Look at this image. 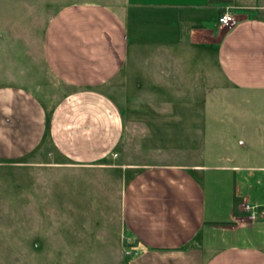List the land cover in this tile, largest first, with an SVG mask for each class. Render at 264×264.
<instances>
[{
  "label": "crops",
  "instance_id": "0c3cea01",
  "mask_svg": "<svg viewBox=\"0 0 264 264\" xmlns=\"http://www.w3.org/2000/svg\"><path fill=\"white\" fill-rule=\"evenodd\" d=\"M116 1L118 7L103 1L61 6L48 20L42 59L59 84V95L0 82V164L128 172L120 229L123 238L136 243L127 247L130 255L124 264H264L260 177L256 175L254 185L245 191H238L234 181L238 212L232 208L228 213L236 225L225 226L231 231L240 228L241 242L213 246L202 237L217 220L206 218L207 191L200 175L209 168L259 174L264 164L116 160L119 154L139 153L143 134L155 141L173 137L180 141L183 127L178 133L169 127L182 118L172 116L173 111L204 105L217 69L231 85L264 91V0ZM223 5L230 6L236 23L218 28ZM131 45L135 66L126 70ZM178 46L182 52L196 50L193 59L204 61L200 70L192 71V80L186 77L184 61L190 57L174 54ZM142 52L146 68L138 71ZM11 59L17 67L9 71L5 65L6 73L14 75L22 68L19 73L25 77V58ZM211 62L216 67L213 73ZM126 88L123 99L127 97L129 118L124 121L118 97ZM192 125L200 135V126ZM181 145L177 146L181 153L194 149ZM241 202L252 205V221H241ZM254 239L259 242H251Z\"/></svg>",
  "mask_w": 264,
  "mask_h": 264
},
{
  "label": "rangeland",
  "instance_id": "374dc122",
  "mask_svg": "<svg viewBox=\"0 0 264 264\" xmlns=\"http://www.w3.org/2000/svg\"><path fill=\"white\" fill-rule=\"evenodd\" d=\"M87 1H103L118 7L116 0H0V82L12 81L40 94L46 90L50 95H59V84L42 59L45 26L61 6ZM133 48L131 45L126 70L135 66ZM176 52L179 57L189 55L190 59L184 61L186 77L192 80V71L200 70L204 61L198 63L193 59L197 52L193 49L182 52L178 46ZM143 54L140 53L138 71L146 68ZM12 56L25 58V77L19 73L22 68L14 75L6 73L17 67L11 64ZM5 65L9 66V71ZM209 69L211 73L216 70L212 62ZM214 77L211 93H199L204 94V105L198 107L199 104L194 103L189 108L173 111L172 116L182 118L180 122L173 120L169 127L177 133L183 127L185 133L180 141L174 137L155 141L143 134V138L138 136L139 143L143 144L139 153L119 154L116 160L176 162L191 159L206 164H264V91L231 85L218 69ZM124 95L127 88L118 97L122 116L127 121L129 109L124 107L127 103ZM192 123L200 126V135L195 128L191 129ZM191 136L194 139L187 141ZM178 144L194 145V149L181 153L177 150ZM112 159L110 156L109 160ZM127 175L128 172L113 168L0 164V264H124L125 256L130 253H125L128 248L122 244L125 238L120 229V203ZM200 175L207 191L206 218L217 220L202 231L204 242L213 246L241 242V237L237 236L240 228L232 231L227 228L228 231L225 226L236 225L231 223L228 213L233 208L234 181L238 191H245L254 185L258 175L262 180L259 189L264 192V172L209 168ZM227 184L231 189L228 194Z\"/></svg>",
  "mask_w": 264,
  "mask_h": 264
},
{
  "label": "built area",
  "instance_id": "2783aa9c",
  "mask_svg": "<svg viewBox=\"0 0 264 264\" xmlns=\"http://www.w3.org/2000/svg\"><path fill=\"white\" fill-rule=\"evenodd\" d=\"M236 23V17L231 12L230 6L223 5L219 15L217 17V27L224 28V27H231ZM239 209V217L241 221H252L254 219V213L252 212V205L247 202H241L238 205ZM126 254H129V250L125 251Z\"/></svg>",
  "mask_w": 264,
  "mask_h": 264
},
{
  "label": "trees",
  "instance_id": "16d2710c",
  "mask_svg": "<svg viewBox=\"0 0 264 264\" xmlns=\"http://www.w3.org/2000/svg\"><path fill=\"white\" fill-rule=\"evenodd\" d=\"M216 2H225V3H227V2H229V0H215ZM221 7H220V11H221ZM237 200H238V198L237 197H234V199H233V213L234 214H237V210H236V208H235V205H236V202H237ZM222 223H229V222H222ZM136 241V240H135ZM128 242V241H126V239H123V241H122V244H123V246H125V247H130V246H132V245H134L136 242Z\"/></svg>",
  "mask_w": 264,
  "mask_h": 264
}]
</instances>
